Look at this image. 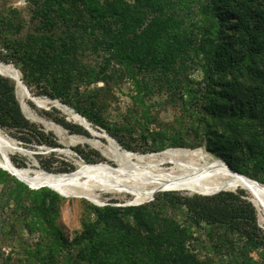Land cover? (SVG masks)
I'll return each mask as SVG.
<instances>
[{
	"label": "trees",
	"instance_id": "16d2710c",
	"mask_svg": "<svg viewBox=\"0 0 264 264\" xmlns=\"http://www.w3.org/2000/svg\"><path fill=\"white\" fill-rule=\"evenodd\" d=\"M24 1L29 16L14 7L0 15V58L18 68L30 91L101 125L86 107L100 105L101 89L81 90L82 84L108 88L127 78L137 94L154 85L178 92L196 144L264 184V0ZM16 89L0 74V129L25 146L56 147L52 133L23 113ZM157 136L154 150L169 138ZM183 144L173 138L167 145ZM0 193L1 207L38 233L37 242L17 244L26 254L18 264H248L253 252L264 264V229L241 188L212 195L159 191L127 206L84 201L81 232L71 240L56 225L62 193L31 188L1 167Z\"/></svg>",
	"mask_w": 264,
	"mask_h": 264
},
{
	"label": "rangeland",
	"instance_id": "374dc122",
	"mask_svg": "<svg viewBox=\"0 0 264 264\" xmlns=\"http://www.w3.org/2000/svg\"><path fill=\"white\" fill-rule=\"evenodd\" d=\"M9 7L21 10V16L23 17L29 16L28 11L26 9L24 10V0H0V15H3ZM0 60L5 64L13 65L9 61L2 60L1 58ZM102 85L103 82L101 81L88 85H81V90L101 89L97 95L100 100V105L98 107H89L86 105V107L93 108L89 109L91 110V115L98 118L102 125L93 124L91 121L86 120L99 132L109 134V131L113 130L121 140L132 146L133 149L127 151L133 155H152L153 157H146L142 163L133 160V163L128 165V170L126 167L125 170L120 168V163L122 162H120V155H118L120 153L115 151V145H113L108 139L96 134L89 132L88 134H82L66 128L59 119H65L71 125H80L76 119H73L71 115L63 109V106H66L75 112L74 109L59 99L49 97L42 93L35 94L37 93V89L32 88V91L29 90L31 95L44 100L45 104L44 106H38L29 98H24V104L22 105L18 90L16 89L17 98L20 102L23 113L28 119L39 124L45 131L51 132L58 145L56 147H50L44 144L25 146L19 140L11 137L6 131L0 129V133L7 139V142L18 148V150L15 149L9 151L8 154L13 165L18 168L30 169L31 174L35 175L39 170L52 174L68 173L78 170L80 168V163H85L88 167L105 170L107 175L115 179L120 178L121 182L122 180L131 177L129 179L130 181L132 180L131 182H136L142 186H151L150 183L146 182V179H149L153 175H146L144 170L151 171L149 169L153 168V173H172L178 175L183 171V169H181L183 167L178 165L201 163L199 156L197 155H182L181 157H176L177 159L174 158L172 161H166L157 168L153 167L158 163L160 157L163 156L162 152L165 150L178 149L189 152L201 150L215 158H219L215 154L208 152L204 146H198V144H196L198 141H196L194 134L190 130V119L180 110V104L182 101L180 93L175 92V94L172 95L171 92L164 87L154 85L150 93L137 94L131 81L127 78L119 81L116 86L112 85L106 88ZM157 132L168 134L169 138L163 142V145H165L164 148L154 150V147L158 146L157 144L160 142ZM173 138L179 143L183 142L184 144L176 146L167 145ZM96 152L100 155V159L95 155ZM138 171H142L141 174L143 176L135 178L134 174H137L136 172ZM256 177H263V174L258 173L256 174ZM93 182L97 183L95 184ZM23 183L26 184L25 182ZM40 184L43 185L42 182L38 183V185ZM108 184L109 182L107 183L104 180L81 178L73 185L78 193L68 194L64 192L65 194L62 195L64 199L59 205L60 213L56 219V225L69 240L81 232L80 216L82 209L85 206L84 201L93 203L85 195V191L87 190L95 192L98 197L97 200L101 203L99 206L107 204L116 206L139 205L154 199L153 196V198L149 197L141 202L134 203L133 201L136 198V194L133 192V186L126 187L113 184L110 186V184ZM13 185L14 182L12 180L7 182L8 187ZM237 188L244 189L242 187ZM244 190L249 194V199L253 203L251 193L246 189ZM159 191L164 190H158L156 193ZM170 191H182L186 194L195 193L182 189ZM4 199L5 196L3 193H0V264H3V258L9 256L11 258L8 259V264H18L20 260L18 257L22 256L23 259L26 257V254L24 248L17 246V244L26 241L27 243L37 242L38 233L28 232L25 225L17 220L19 217L13 211H10L7 207L2 208L1 205L3 204ZM256 210L258 223L264 229V220L257 207ZM196 238L203 239L204 236L200 235ZM206 251L207 250L205 249H201L202 254H206ZM209 255L217 258V255L212 253ZM228 257L230 256H222V258ZM262 258L263 255L261 253L253 252L250 254V261L248 264H261Z\"/></svg>",
	"mask_w": 264,
	"mask_h": 264
},
{
	"label": "bare ground",
	"instance_id": "6f19581e",
	"mask_svg": "<svg viewBox=\"0 0 264 264\" xmlns=\"http://www.w3.org/2000/svg\"><path fill=\"white\" fill-rule=\"evenodd\" d=\"M0 72L3 74L10 75L14 78L17 77V90H18V95L20 97V100H21L20 102H22V105L24 104L23 99L29 98L36 105L44 106V104H45L44 100H41L36 96L30 97L27 95L24 87L19 82V73L17 70H15L13 65L5 64L0 60ZM63 109L65 111H67L73 119H76L79 124H81L82 126L83 125L87 126L88 131L90 133L104 137V138L108 139L113 145H115V147H116L115 151H117V153H120L118 155H120L119 159H120V162H122V163H120V168L125 170V167H126L128 170V167H129L128 165L133 163V160H136L137 162L142 163V162H144L143 160L146 159V157H150V158L153 157L152 155L135 156L130 152H127V151L125 152V150L123 151V149L120 148L118 146V144H116L111 138H109V136L105 132H99V131L95 130L90 124H88L86 122V120H83L81 117H79L77 114H75V112H73L70 108L63 106ZM36 120H38V119H36ZM78 140H79V138H78ZM96 144H97V142H96ZM15 149L18 150V148L16 146L10 145L7 142V139L0 133V163L4 166L8 167L9 169L13 170V172H15L21 179H23L29 183H37L34 185H38L39 182H42L43 184L50 185L55 190L61 192L62 195L65 193H68V194L78 193L73 185L81 178H88V179H94V180H104L107 183L109 182L110 186H111V184L116 185V186L122 185V186H126V187L133 186L134 187L133 192L136 194V198L133 201L134 203L141 202L142 200H144L146 198L154 196L156 191L162 190V189H167V190L168 189H172V190L182 189V190H189V191H196V192L205 193V192H209V191L217 190V189H221V188H226V187H229V188L242 187L251 193L253 202L255 203L257 209L259 210V212L262 216V219L264 220V186H261L260 184L254 183L247 178L239 177L235 174H232L227 169L225 164L219 160V158H215V157L211 156L210 154L203 152L201 150H194V151L189 152L186 150L168 149V150L163 151L162 152L163 156L160 157V160L158 161V163H156V165H154L153 167L157 168L158 166H161L166 161H170V160L172 161L174 158H176L178 156L181 157L182 155L183 156L197 155V156H199V160L201 161V163L178 165V166L183 167V168H181V169H183V171H181V173L178 175L172 174V173H169V174L168 173H159V172L153 173L152 172L153 168L152 169L148 168L151 171L144 170V173L146 172V175H149V174L153 175L149 179H146L147 180L146 182L150 183L151 186H142L136 182H131L132 180L131 181L129 180L131 177H128V179H124L121 182L120 178H117V179L111 178L109 175H107L105 173V170L88 167L87 165H85V163H80V165H79L80 168L78 170L68 172V173L52 174V173H48V172L39 170L36 172L35 175H32L30 169L18 168L15 165H13L8 154H9V151L15 150ZM112 149H114V148H112ZM190 159H192V158H190ZM136 173L137 174H134L135 178H137L139 176H143L141 174L142 171H138ZM147 177H149V176H147ZM114 180H117V181H114ZM111 181H112V183H111ZM137 181H139V180H137ZM93 183H95V182H93ZM94 189H96V188H94ZM85 195L91 201L99 202L97 200V198H98L97 195L92 190L85 191Z\"/></svg>",
	"mask_w": 264,
	"mask_h": 264
},
{
	"label": "water",
	"instance_id": "95a60500",
	"mask_svg": "<svg viewBox=\"0 0 264 264\" xmlns=\"http://www.w3.org/2000/svg\"><path fill=\"white\" fill-rule=\"evenodd\" d=\"M14 66V65H13ZM14 68H15V70H17L18 71V73H19V70L14 66ZM0 74L1 75H4V76H8V77H10V78H12V79H14L15 80V82H16V86H17V77L16 78H14V77H12V76H10V75H7V74H3V73H1L0 72ZM19 82L22 84V86L24 87V89H25V91H26V93H27V95L28 96H30V97H34V96H32L31 95V93L29 92V89L27 88V86H26V84L22 81V79H21V76H20V73H19ZM75 114H77L79 117H81L83 120H86L82 115H80L79 113H77V112H75ZM86 122L88 123V124H90L87 120H86ZM81 125V124H80ZM83 127L88 131V127L87 126H84L83 125ZM89 132V131H88ZM90 133V132H89ZM107 134V133H106ZM108 136H109V138H111L116 144H118V146L120 147V148H122L123 150H125V151H127L126 149H124L119 143H118V141L115 139V138H113L112 136H110L109 134H107ZM127 152H129V151H127ZM222 163H224L225 164V166L227 167V169L232 173V174H235V175H237V176H239V177H243V178H247V179H249V180H251L252 182H254V183H257V184H260L261 186H264V184H262V183H260L259 181H257L256 179H254V178H252L251 176H249V175H246V174H241V173H239V172H237V171H234L224 160H222V159H219ZM0 167L1 168H3V169H5V170H7L9 173H11L12 175H14L15 177H17L19 180H21V181H23V182H25L29 187H31V188H39V187H41V186H47V187H50V188H52V189H54L52 186H50V185H47V184H43V185H34V184H31V183H29V182H27V181H25V180H23V179H21L15 172H13V170H11V169H9L8 167H6V166H4V165H2L1 163H0ZM236 188H229V187H226V188H221V189H217V190H215V191H212V192H209V193H203V192H196V191H192V192H195V193H199V194H203V195H212V194H215V193H217V192H219V191H221V190H235ZM55 190V189H54ZM162 190H164V191H170V190H172V189H162ZM175 190V189H174ZM178 190V189H177ZM57 191V190H56ZM58 192V191H57ZM60 193V192H59ZM61 194V193H60ZM62 195V194H61ZM150 198H153V196H151ZM94 204H96V205H101V203L100 202H96V201H92ZM253 204L255 205V203L253 202ZM256 206V205H255Z\"/></svg>",
	"mask_w": 264,
	"mask_h": 264
}]
</instances>
